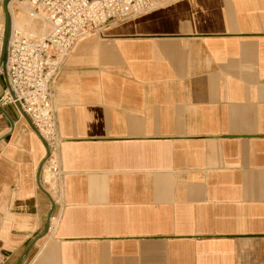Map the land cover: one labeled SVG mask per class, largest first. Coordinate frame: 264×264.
Wrapping results in <instances>:
<instances>
[{"label":"crops","instance_id":"1","mask_svg":"<svg viewBox=\"0 0 264 264\" xmlns=\"http://www.w3.org/2000/svg\"><path fill=\"white\" fill-rule=\"evenodd\" d=\"M52 98L50 193L43 139L0 106L3 264H264V0L113 23L65 57Z\"/></svg>","mask_w":264,"mask_h":264},{"label":"built area","instance_id":"2","mask_svg":"<svg viewBox=\"0 0 264 264\" xmlns=\"http://www.w3.org/2000/svg\"><path fill=\"white\" fill-rule=\"evenodd\" d=\"M15 1L28 7L29 16L42 19L48 28L42 35L11 28L6 59L7 83L0 93V106H16L19 102L22 113L46 142L49 153L41 166L40 179L50 193L57 189L61 179L52 84L65 57L81 39L100 35L113 23L172 0ZM3 33L4 23L0 21V48ZM0 264H3L1 256Z\"/></svg>","mask_w":264,"mask_h":264},{"label":"water","instance_id":"3","mask_svg":"<svg viewBox=\"0 0 264 264\" xmlns=\"http://www.w3.org/2000/svg\"><path fill=\"white\" fill-rule=\"evenodd\" d=\"M9 1L10 0H3L2 1V9H3V13H4V15H3L4 33H3V41H2V44H1V48H0V69H1V72H2V74L4 76L5 83H7V72H6L7 47H8V42H9V37H10V32H11V17H10V12H9V9H8V2ZM16 106L18 107V109L22 113V109L20 107L19 102H16ZM22 115L26 118V120L28 121L30 126L37 132L36 128L32 125V123L30 122L28 117L24 113H22ZM43 143H44V145L46 147V155H47L49 153V151H48L46 142L44 140H43ZM44 159L40 163V165L38 167V170H37V179H38V181H39V177H40L41 166H42V164L44 162ZM51 200H52V198H51ZM53 208H54V202H52L51 212H52Z\"/></svg>","mask_w":264,"mask_h":264},{"label":"rangeland","instance_id":"4","mask_svg":"<svg viewBox=\"0 0 264 264\" xmlns=\"http://www.w3.org/2000/svg\"><path fill=\"white\" fill-rule=\"evenodd\" d=\"M165 4V3H164ZM163 5V4H161ZM13 9H14V12H15V22L16 24L19 22L20 24H23V15H25V17H27V19H29L28 23H31V26L30 27H33V32L32 34H41L43 31H44V24H43V21L38 18H33V17H30L29 16V12L27 11L28 10V7L26 6H22L20 5L19 3H17L16 1L13 3ZM3 9L2 7L0 8V21L3 22ZM25 24V23H24ZM38 25H41V27L43 28V31L40 29H37L36 27H38ZM29 32H30V28L28 29ZM40 32V33H39ZM31 33V32H30ZM6 83H5V80L4 82L2 83V85L4 86ZM1 85V84H0Z\"/></svg>","mask_w":264,"mask_h":264},{"label":"bare ground","instance_id":"5","mask_svg":"<svg viewBox=\"0 0 264 264\" xmlns=\"http://www.w3.org/2000/svg\"><path fill=\"white\" fill-rule=\"evenodd\" d=\"M14 2H15V0H10L8 2V9H9V12H10V17H11V28L12 29H20V30H23L24 32H27V33H30V32L32 33L33 32V27H30L31 23H28L29 19H27V17H25V15H23V20H22L23 24H20L19 22L16 24V22H15V19H16L15 18V12H14V9H13V3ZM22 6H25V5H22ZM37 20H38V18H37ZM43 24H44V31H43V28L41 27V25H38V27H36L37 29H39V30L41 29L43 31L39 35L45 34L47 32V28H48L47 24L44 21H43ZM29 28H30V32L28 30ZM36 34H38V33H36Z\"/></svg>","mask_w":264,"mask_h":264}]
</instances>
